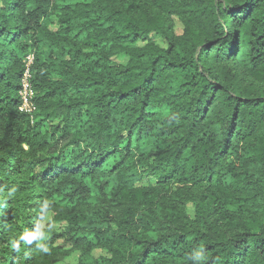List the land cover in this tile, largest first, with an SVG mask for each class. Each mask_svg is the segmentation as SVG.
<instances>
[{
    "label": "trees",
    "instance_id": "trees-1",
    "mask_svg": "<svg viewBox=\"0 0 264 264\" xmlns=\"http://www.w3.org/2000/svg\"><path fill=\"white\" fill-rule=\"evenodd\" d=\"M0 136V264H264V0H0ZM48 211L70 249L21 239Z\"/></svg>",
    "mask_w": 264,
    "mask_h": 264
},
{
    "label": "rangeland",
    "instance_id": "rangeland-1",
    "mask_svg": "<svg viewBox=\"0 0 264 264\" xmlns=\"http://www.w3.org/2000/svg\"><path fill=\"white\" fill-rule=\"evenodd\" d=\"M55 14H56L55 12H51V16H49L48 18L43 19L41 21L40 24H41V31L42 32H45L47 30V31L53 33L59 28L58 20H57V17ZM171 21H172V29H173L174 34L180 35L183 31V28H184L182 21L175 16H173L171 18ZM151 39L156 44L160 45L161 47H165V42L160 37H157L155 35H151ZM138 44L141 45L142 43L139 42ZM41 51L44 53L46 51V48L45 47L42 48ZM29 54H33V52H29ZM112 61L114 64H126L127 57L124 55H120V56L114 57ZM52 125L62 126V123L58 119L54 120L52 124L46 123L41 127V132L49 131V129H50V127H52ZM0 143L6 144V142L3 140V138L1 136H0ZM71 149H72L71 147H67L66 151L67 150L71 151ZM29 163H32L31 165H33V167H32L34 170L33 172H39L40 168H39V165L37 163H33L32 161ZM130 173H131V175L128 174L122 179H119L117 177H110L109 178V185L115 186L118 184L119 185L125 184V185L131 186L133 188H137V187H147V186H151V185L154 186L156 183L153 178L141 175L142 174L141 169H138L137 171H131ZM97 183L98 182L95 180L89 181V184L91 186L94 184L97 185ZM197 191H199V189H189L188 193H194ZM0 200H1V196H0ZM92 202H95V200H92ZM57 206L61 212L68 211V207H65L62 201H59L57 203ZM185 209H186L185 213H186L187 219L190 221L193 220L195 217V203H193V202L188 203L186 205ZM0 213H1V210H0ZM28 214L33 216V217L36 215V217L38 218V215L40 213L36 210V208H32L29 210ZM41 217H42L41 220L36 221L35 225H34V231H35V234L37 235V239L34 240V243L39 244V245L41 243H43L46 246V245H48V243H51V241H52L51 240L52 233L62 232L66 227V223L64 221H60L58 215L54 211H48ZM35 219L36 218H33L31 221L33 222V221H35ZM32 229H33V227H32ZM50 246L51 247H58L60 249V251L70 249V245L64 244L60 240L54 241L52 244H50ZM80 255H81V253L79 251H74V252H71L68 256L63 257L59 260V257L62 255L58 254L55 257V259L59 260L56 264H78L79 260H80ZM90 255L93 259H98L100 257H109L110 256L107 249H102V248L94 249Z\"/></svg>",
    "mask_w": 264,
    "mask_h": 264
},
{
    "label": "built area",
    "instance_id": "built-area-1",
    "mask_svg": "<svg viewBox=\"0 0 264 264\" xmlns=\"http://www.w3.org/2000/svg\"><path fill=\"white\" fill-rule=\"evenodd\" d=\"M33 54H27L23 60V72L20 78V87L18 90L19 105L18 110L29 117L30 123L34 122V113L36 111L35 96L36 92L32 85V64Z\"/></svg>",
    "mask_w": 264,
    "mask_h": 264
},
{
    "label": "clouds",
    "instance_id": "clouds-1",
    "mask_svg": "<svg viewBox=\"0 0 264 264\" xmlns=\"http://www.w3.org/2000/svg\"><path fill=\"white\" fill-rule=\"evenodd\" d=\"M21 239L26 240L28 243H31L33 240L37 239V235L35 233L26 234L22 236ZM44 250L47 251V248H45Z\"/></svg>",
    "mask_w": 264,
    "mask_h": 264
}]
</instances>
